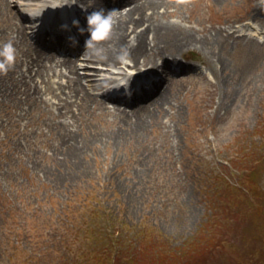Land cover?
I'll list each match as a JSON object with an SVG mask.
<instances>
[{"label": "rangeland", "instance_id": "obj_1", "mask_svg": "<svg viewBox=\"0 0 264 264\" xmlns=\"http://www.w3.org/2000/svg\"><path fill=\"white\" fill-rule=\"evenodd\" d=\"M53 1L64 8L65 20L82 5ZM258 1L188 0L163 9L168 21L206 30L216 71L199 63L197 50L179 56L193 67L168 77L179 90L170 100L171 116L142 138H122L118 146L105 135L108 146L99 144V151L74 147L69 162L77 175L68 177L58 133L81 139L108 135L115 126L84 117L60 129L52 107V113L33 111L34 122L25 129L26 121L17 127L0 107V264H64L59 252L67 245L60 234L68 237L67 262L74 264L77 247L93 252L97 244L88 242L91 234L83 243L74 241L71 229L79 226L100 240L106 233L129 240L135 250L109 264H264V163L247 154L264 153V24L249 19ZM226 23L233 26L234 40L216 35ZM24 31L28 37L30 29ZM255 31L258 40L243 38ZM24 131L33 135L26 157H19L12 140ZM77 161L84 167L80 173ZM36 164L49 174L38 172ZM220 193V206L212 210L208 201ZM80 207H86L83 214L76 212ZM99 208L105 221L92 217Z\"/></svg>", "mask_w": 264, "mask_h": 264}, {"label": "bare ground", "instance_id": "obj_2", "mask_svg": "<svg viewBox=\"0 0 264 264\" xmlns=\"http://www.w3.org/2000/svg\"><path fill=\"white\" fill-rule=\"evenodd\" d=\"M20 1L14 4V0H0V51L9 42L16 50L14 65L6 75L0 74V107L4 108L8 119L13 120L17 127L26 121V129L34 122L31 119L33 111L52 113L53 107L58 118L56 123L60 125L56 127L60 129H68L71 123L79 122L83 120L79 118L84 117L98 118L103 123L116 127L115 132H107L108 135L84 134L81 139L71 138L66 132L58 133L59 144L62 142L59 152L61 151L62 156H65L63 159L67 161L68 177L77 175L69 162L74 156V147L85 152L91 149L99 151V144L108 146L105 135L109 139L113 138L118 146L122 138H142V135L160 126L171 116L170 100L173 99L174 90H179L169 87L171 83L167 82L168 77L172 73L193 67L190 62L180 60L179 56L197 50L199 63L205 65L211 73L216 71L215 61L213 63L210 59L216 57L214 43L205 34L206 30L199 33L184 28L180 22L168 21L169 14L161 12L170 6H184L188 0H115L124 4L113 10L110 34L106 39L93 41L92 47L86 43L91 36L88 17L96 12L107 15L104 12L107 0H76L82 5L75 13V18L66 17L69 18L68 22L63 19L64 8L55 3L52 5L53 0ZM213 1L216 4L221 2ZM58 12L64 14L58 16ZM263 16L264 0H261L259 5L254 6L249 17L258 24H264ZM78 20L81 24L88 25L86 31H81L76 26ZM60 21L66 23L58 28ZM27 27L30 29L31 38L40 42L39 44L29 42L24 31ZM232 27L229 23L224 27L219 26L215 30L216 35L223 34L224 39L231 38L234 35ZM67 34H74L73 38L80 39L81 44L76 47L77 52H73V55H77L75 62L66 56L62 57L61 62L68 66L63 71L68 76L57 75L39 63L42 57L50 55V41L57 37L63 39ZM211 53L213 56H210ZM80 56L87 57L88 62H83ZM77 64L84 66L79 72L75 70ZM125 68L139 69L142 72L132 75ZM155 73L160 77L161 74L164 75V83L161 79L150 78ZM121 81L126 83L121 85ZM147 82L149 84L143 86ZM124 92L130 93V101L124 102ZM165 104H168L166 110L163 107ZM43 123L46 124L45 121ZM46 126H50V123ZM25 132L17 133L12 140L13 154L17 153L19 157L25 156L24 150L29 147L33 135V131L30 134ZM36 166L38 172L49 174L45 168L37 164ZM83 168L79 163L78 173ZM63 178L65 175L60 176L59 180L64 182Z\"/></svg>", "mask_w": 264, "mask_h": 264}, {"label": "trees", "instance_id": "obj_3", "mask_svg": "<svg viewBox=\"0 0 264 264\" xmlns=\"http://www.w3.org/2000/svg\"><path fill=\"white\" fill-rule=\"evenodd\" d=\"M263 145V144H262ZM251 153V157H253V162H258L259 164L264 163V153L260 154L258 153L257 150L254 149H250L247 151V154ZM220 196L221 193L218 194V197H213L208 201V205L212 210H217L218 207L220 206ZM222 208L224 205H221ZM86 209V207L83 208V210ZM83 210L82 208H78L76 209V212H80L83 214ZM100 213V214H98ZM74 213L71 214V217L73 216ZM94 215H97L96 217ZM106 216V212L103 211L102 208H99V210H95V212L93 213L92 217L93 218H103L104 221L107 219ZM74 219V218H73ZM67 223H69L67 221ZM72 231L75 232L74 235V241L76 242H85L88 240L89 238V234H91V239L88 240V242H92L93 240H97V244H96V248L95 250L92 252L89 249H84V248H79L77 247L75 249V254H72V258L75 260L74 264H109V262L111 261V259L113 258H117V260H120L122 258H125L127 255L130 256L131 252L135 250V248H132L128 243V239L124 238V237H119V236H115L114 234H109L106 233V235H108V238L105 240H100L99 238H97V236H95V234L93 232H91V230L89 229H83L81 226H79L77 229H75V227H73L71 229ZM140 231H134L133 234V238L130 242H135V238L137 239L139 236ZM62 236H65V243L67 245V247L64 249V252H59L60 254V262L64 263V264H68V259H69V255H68V237L65 234H60ZM37 245V243H35ZM141 254V253H140Z\"/></svg>", "mask_w": 264, "mask_h": 264}, {"label": "clouds", "instance_id": "obj_4", "mask_svg": "<svg viewBox=\"0 0 264 264\" xmlns=\"http://www.w3.org/2000/svg\"><path fill=\"white\" fill-rule=\"evenodd\" d=\"M180 2H184V0H180ZM88 24L90 26L91 36L90 40L86 43L89 47H92L93 41L106 39L110 34L113 24L112 14H109L107 17H105L99 12L92 13L88 17ZM15 55L16 50L12 43L9 42L5 44L3 50L0 51V57H3V60H0V74H7L10 68L14 65Z\"/></svg>", "mask_w": 264, "mask_h": 264}]
</instances>
